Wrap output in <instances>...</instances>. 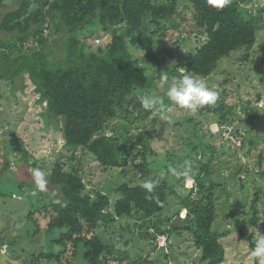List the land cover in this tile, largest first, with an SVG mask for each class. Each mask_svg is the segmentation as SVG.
<instances>
[{"label": "trees", "instance_id": "16d2710c", "mask_svg": "<svg viewBox=\"0 0 264 264\" xmlns=\"http://www.w3.org/2000/svg\"><path fill=\"white\" fill-rule=\"evenodd\" d=\"M33 2L34 6L30 8L29 0H20L17 9L1 18L0 31L14 34V37L8 41L0 38V100L3 98V83H14L16 78L27 76L34 86V93L45 104L49 117L61 121L62 139L68 149L89 153L104 171L121 169L125 172L129 160L141 156L143 164L139 167L143 182L159 178H148L152 171L146 155L153 153L149 133L132 136L129 127L135 114L145 120L153 116L142 107L139 97L153 89V74H161L166 55L174 53L156 45L157 39L165 37H157V29L165 21L187 20L179 9L182 2L192 7V32L202 35L204 40L194 52L184 56L182 69L185 73L208 78L216 70L218 62L225 58L228 61L234 54L248 52L255 47L261 22L260 15L253 14L247 6L252 0H229L223 8L210 6L208 0ZM4 3L5 0H0V6ZM95 24L104 38L99 36L92 41L95 33L91 30ZM53 26L67 36L62 58L56 60L46 50L48 37L44 34ZM178 26L173 23L170 35ZM100 39L103 40L102 45ZM95 40L100 42L97 44ZM130 46L139 48L144 62L153 69L151 73L135 63ZM258 48L264 65V45ZM259 99L260 94L255 105ZM256 107L247 102L243 107L246 117L242 116L241 124L258 117ZM200 111L216 117L218 133H221L216 138L227 131L225 127H231L235 122L234 108L226 103L222 94H218L214 105L204 106ZM152 119L155 123V118ZM114 121L124 122L121 124L124 134L113 132L116 127L111 124ZM261 162L262 157L259 158L260 168ZM208 165L209 160L194 176L195 192L190 190L189 194L177 198L178 208L174 216L179 218L181 211H186V216L179 219L180 224H171L172 218L160 219L161 213L169 207L167 198L171 192V186L164 179L152 193H148L141 183H123L116 190L119 198L110 210L107 195L87 193L78 171L74 168L67 170L62 162L54 163L48 180L51 186L60 189L62 200L44 206L41 215L47 220L44 232L47 235L58 232L49 243L61 247V250L40 253L31 264L41 260L60 262L70 250L73 256H81L79 264L116 261L117 250L104 243L97 230L119 219L138 218L140 224L134 227L151 243L171 232L178 235L186 233L195 248L201 251L203 262L222 264L225 250L214 223L217 217L216 196L223 184L213 179ZM258 174L264 178V171ZM180 182L183 184L185 179L182 177ZM258 202L259 196L255 194L251 203L254 218L250 223L257 220ZM163 224L169 229H163ZM248 240L253 249L255 241L252 237ZM123 259H128V255L124 254ZM130 264L152 262L140 258Z\"/></svg>", "mask_w": 264, "mask_h": 264}, {"label": "rangeland", "instance_id": "374dc122", "mask_svg": "<svg viewBox=\"0 0 264 264\" xmlns=\"http://www.w3.org/2000/svg\"><path fill=\"white\" fill-rule=\"evenodd\" d=\"M29 1L31 8L34 2ZM19 2L20 0H5L4 5L0 6V21L5 13L17 9ZM263 3L264 1L252 0L247 5L253 14L261 17L255 47L248 52L234 54L228 61L225 58L218 62L216 70L205 78L209 87L219 95H224L226 103L236 113L234 124L225 127L229 130L225 137L222 135L216 138L217 134H221L218 133L220 129L215 123L216 117L200 110L191 115L186 110L174 108L167 121H162L159 115L152 114L151 118L145 120L135 114L129 127L132 136L142 132L149 133V144L153 153L146 155V162L152 171L148 178L160 177L164 173L163 179L171 186V194L167 198L169 207L161 213L162 221L172 218L171 224H180L179 219L186 216V211H181L179 218L174 216L178 208L177 198L189 194L190 190L195 192L194 183L191 186L186 181L182 184V176L174 175L170 169L180 171L187 161L192 165L194 177L209 160L208 171L213 179L223 184L216 196L217 217L214 223V229L222 236L220 243L225 250L222 264H258L251 256L252 249L248 238L252 237L255 241L260 233L264 234V178L258 174L264 171V109H257L256 119L246 124L240 122L242 116H245L243 107L247 102L251 103V107L256 106L257 95L264 93V65L258 48L264 45ZM244 7L246 10V6ZM179 9L184 12L186 21H165L157 29L156 36L165 37L157 39L156 45L163 46L165 50H173L174 53L171 56L166 55V64L161 69V74H153L154 86L149 93L155 92L164 96L168 85L161 86L162 71L168 72L170 85L173 78L178 79L185 74L182 69L184 56L194 52L204 40L202 35L192 32V7L182 2ZM173 23L179 26L170 35L169 32L174 29ZM91 32L95 33L91 40L99 36L104 38L97 24L93 25ZM44 34L48 37L46 50L54 60L62 58L66 34L57 31L55 26ZM13 37L14 34L0 31V38L4 41ZM129 51L138 66L149 73L153 71L144 62L138 47L130 46ZM169 65H172L171 68ZM33 90L34 86L27 76L16 78L14 83L7 82L2 85L0 264H31L33 258L40 253H57L61 250V247L49 243L58 232L48 235L44 232L47 220L41 215V211L44 206L62 200V194L59 188L51 186L50 183L46 192H40L31 175L33 168H42L47 177L56 162L66 164L67 170L74 168L85 182L87 193L92 195L94 192H102L109 197L110 210L119 198L116 190L120 185L125 182L132 185L142 184L144 180L141 179L139 167L143 164L141 156L131 158L125 172L121 169L104 171L89 153L68 149L62 139L61 121L49 117L45 104ZM165 103L167 104L166 98ZM152 118H155V123ZM121 124L124 122H112L111 125L116 127L113 132L124 134ZM234 139L241 144L235 145ZM255 194L259 196L255 216L257 220L250 223L254 218L251 203ZM139 222L140 218L119 219L116 223L103 225L97 230L102 241L117 250V260L109 264H130L140 258L152 264H208L201 260V251L195 248L186 233L178 235L171 232L168 236L157 237L151 243L134 227ZM161 227L169 229L166 224ZM161 237L165 238L164 244ZM124 254L128 255V259L122 261ZM81 262V256H73L70 250L60 262L41 260L36 264Z\"/></svg>", "mask_w": 264, "mask_h": 264}, {"label": "clouds", "instance_id": "9594fccd", "mask_svg": "<svg viewBox=\"0 0 264 264\" xmlns=\"http://www.w3.org/2000/svg\"><path fill=\"white\" fill-rule=\"evenodd\" d=\"M208 3L210 6L223 8L229 3V0H208ZM171 66L169 65V68ZM164 85H168L164 96L152 92L139 97L142 107L153 115H159L162 121L170 119L169 114L173 112L174 108L186 110L189 114L195 115L202 107L214 105L218 99V93L209 87L205 78L194 76L191 73L182 74L178 79L173 78L169 85L168 72L162 71L161 86ZM170 171L174 175L182 176L189 186L195 182L190 162L186 161L184 168L180 171L174 168ZM31 175L37 189L40 192H46L49 183L46 172L40 167H35L32 169ZM164 175L161 173L160 177L155 180H145L141 186L148 193H152ZM251 256L258 261V264H264V234L260 233L255 240Z\"/></svg>", "mask_w": 264, "mask_h": 264}, {"label": "built area", "instance_id": "2783aa9c", "mask_svg": "<svg viewBox=\"0 0 264 264\" xmlns=\"http://www.w3.org/2000/svg\"><path fill=\"white\" fill-rule=\"evenodd\" d=\"M263 5H264V3H263ZM99 42H100V40H95V43L98 44ZM256 106H257V108H258L259 110L264 109V93L261 94L259 101L256 103ZM228 131H229V130H227L226 132H228ZM226 132L223 133V136H224V137H225V133H226ZM233 143H234L235 145H240V144H241L240 141L237 142V139H234ZM161 238H162V240H163V243H162V244H164V243H165V238H163V237H161ZM161 238H160V240H161Z\"/></svg>", "mask_w": 264, "mask_h": 264}]
</instances>
